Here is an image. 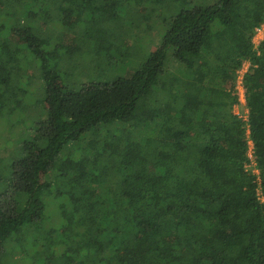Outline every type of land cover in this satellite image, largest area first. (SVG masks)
Returning <instances> with one entry per match:
<instances>
[{
  "label": "trees",
  "instance_id": "trees-1",
  "mask_svg": "<svg viewBox=\"0 0 264 264\" xmlns=\"http://www.w3.org/2000/svg\"><path fill=\"white\" fill-rule=\"evenodd\" d=\"M168 1L180 10L138 68L87 82L76 68L128 47L131 13L155 1L0 0V118L38 94L39 62L44 92L19 147L0 146V258L26 244L39 264H264V201L244 170L248 130L264 198V0ZM49 61L79 80L62 86ZM244 63L246 122L231 95ZM51 193L65 200L44 227Z\"/></svg>",
  "mask_w": 264,
  "mask_h": 264
},
{
  "label": "rangeland",
  "instance_id": "rangeland-1",
  "mask_svg": "<svg viewBox=\"0 0 264 264\" xmlns=\"http://www.w3.org/2000/svg\"><path fill=\"white\" fill-rule=\"evenodd\" d=\"M156 4H152L150 7H146L143 10V13L145 15H141L138 12V8L133 11L131 14L134 15V19L139 22V29H136L135 35L132 37L131 43H129L128 47L124 44H120L118 48H114L111 52H103L100 54V60L99 64L102 65L98 71L92 72V67L87 62L76 68L78 75H83L86 78L87 82H97V81H111L118 77L128 78L138 67L139 65L144 61V59L148 56L149 53H151L160 43L162 36L164 35L166 24L170 18V16L180 10V7L178 8L170 3L168 0H153ZM216 0H201L202 3L213 4ZM206 5V4H203ZM149 6V5H148ZM25 8H27V5H24ZM142 13V12H141ZM4 23H7V19H5ZM121 23L120 21L113 22L114 25H116V33L121 30L120 27H118V24ZM12 24V23H11ZM136 26V25H134ZM59 29V28H58ZM61 31V29H59ZM64 31V30H63ZM69 30H67L68 32ZM74 41V36L68 34L67 36H64V42L67 44H72ZM170 59V53L168 54L167 61ZM39 70L37 68L38 78L37 75L29 72L30 75H33L32 79L34 80V87L36 88L35 93L37 94V90L39 87V92L36 96L32 97V99H27L26 97L23 100V105L21 109L15 110L11 115L7 118L1 119L0 118V146H4L7 149V152L18 148L19 145H15L14 141L16 140V137L18 140H22L25 138V136L31 132L32 127L35 125L36 121L34 119L41 117V114L44 110L43 104V79L41 77L40 67L41 62H39ZM49 68L53 67L58 73L60 84L62 86H73V84H76V80H79L75 77L73 79L72 73H68L70 69H61V66L59 64L54 63L52 61L48 62ZM67 66V65H66ZM244 67H249L248 63L244 64ZM48 68V69H49ZM177 68V65L170 64L169 66V72L171 75H176L174 69ZM86 82V83H87ZM33 89H31L32 91ZM30 91V92H31ZM235 91L231 93V95H234ZM26 96V95H25ZM37 101L35 102V100ZM30 106V107H29ZM28 107V108H27ZM25 109L26 113L24 114ZM243 108L236 107L233 108V111L235 113H238L239 115H242L241 112ZM19 113V114H18ZM19 117V119H15L16 117ZM34 118V119H33ZM41 119H39L40 121ZM11 125V127H10ZM71 145V144H70ZM69 145V146H70ZM67 149L61 153V155L66 154ZM1 155V154H0ZM0 175H4V173H0ZM59 185L62 184L60 181L58 182ZM53 186L51 187V191L53 190ZM53 193H51L48 197H46V201L48 203L47 207V221L44 223V227L46 225L50 226L49 223V217L50 215H57V206L60 204L65 198L61 197L60 199H53L52 198ZM11 245L7 247L6 252L9 254H6V252L3 255V258H0V264H39L37 261H34L31 259V256L33 255L32 252H28L29 245L25 244V248L23 251L18 250L17 256L13 255L11 256ZM14 259H13V258Z\"/></svg>",
  "mask_w": 264,
  "mask_h": 264
},
{
  "label": "built area",
  "instance_id": "built-area-1",
  "mask_svg": "<svg viewBox=\"0 0 264 264\" xmlns=\"http://www.w3.org/2000/svg\"><path fill=\"white\" fill-rule=\"evenodd\" d=\"M263 39H264V23L259 28L255 29V33H254L252 41H251L252 45H253V49L257 53H258V47H259V45ZM244 64L236 72V83L234 86V91H235L234 95L237 96L239 105L234 106V108H236V107L245 108V87L243 84V77H244V74L247 72L248 67L245 68ZM246 113H247V110L244 109L242 115H239L238 113H235V114L238 115L239 117L243 118L242 120L244 122H246L247 121ZM248 134H249V131L247 130V150H246V161L244 163V170L246 172H249L253 177H255V183L257 185L256 196L260 202H263L264 198L262 196V191H261L259 171H258L257 166H256V159H255V155H254V146H253V143L251 142V140L248 138Z\"/></svg>",
  "mask_w": 264,
  "mask_h": 264
}]
</instances>
